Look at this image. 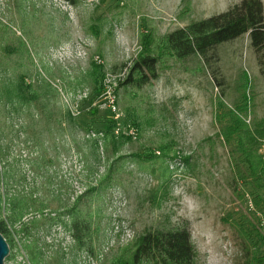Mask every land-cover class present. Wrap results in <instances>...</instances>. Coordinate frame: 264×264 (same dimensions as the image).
<instances>
[{
	"label": "rangeland",
	"instance_id": "obj_1",
	"mask_svg": "<svg viewBox=\"0 0 264 264\" xmlns=\"http://www.w3.org/2000/svg\"><path fill=\"white\" fill-rule=\"evenodd\" d=\"M236 2L0 0L4 264H110L146 230L182 224L196 264L243 262L239 224L247 217L264 238V211L253 203L264 190L236 177L220 127L229 110L248 125L264 116V77L247 34L219 44L208 62L168 59L149 83L120 84L141 35ZM76 212L87 226L81 245Z\"/></svg>",
	"mask_w": 264,
	"mask_h": 264
},
{
	"label": "trees",
	"instance_id": "obj_2",
	"mask_svg": "<svg viewBox=\"0 0 264 264\" xmlns=\"http://www.w3.org/2000/svg\"><path fill=\"white\" fill-rule=\"evenodd\" d=\"M247 34L255 52L260 72L264 77V6L263 0H237L225 11L193 20L183 27L163 35L148 32L140 36V51L127 68L126 76L120 84L141 87L158 78L159 67L168 59L185 60L197 56L204 62L215 59L216 47L226 41ZM218 106H221L219 102ZM229 123L221 125L220 134L230 146L236 177L244 185L264 190V116L248 125L242 114L229 110ZM226 116L220 114L218 117ZM113 124L109 122L104 130L107 143L113 140ZM240 154L245 167L234 158ZM151 158V157H149ZM253 203L264 211V196L256 194ZM1 204V199H0ZM71 220L76 242L83 244L82 236L86 230V220L76 212ZM249 220L243 217L239 224L245 236L243 262L241 264H264V255H259L260 244L264 238L249 227ZM0 233L9 243V233L3 220H0ZM254 236H257L254 239ZM250 242V245L247 244ZM33 259V257H32ZM110 264H196V250L191 240L187 224L169 229H148L133 243L121 249Z\"/></svg>",
	"mask_w": 264,
	"mask_h": 264
},
{
	"label": "water",
	"instance_id": "obj_3",
	"mask_svg": "<svg viewBox=\"0 0 264 264\" xmlns=\"http://www.w3.org/2000/svg\"><path fill=\"white\" fill-rule=\"evenodd\" d=\"M8 254H9V247L7 241L0 233V264H4V260L8 256Z\"/></svg>",
	"mask_w": 264,
	"mask_h": 264
},
{
	"label": "built area",
	"instance_id": "obj_4",
	"mask_svg": "<svg viewBox=\"0 0 264 264\" xmlns=\"http://www.w3.org/2000/svg\"><path fill=\"white\" fill-rule=\"evenodd\" d=\"M263 228H264V223H263Z\"/></svg>",
	"mask_w": 264,
	"mask_h": 264
}]
</instances>
